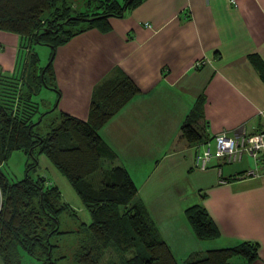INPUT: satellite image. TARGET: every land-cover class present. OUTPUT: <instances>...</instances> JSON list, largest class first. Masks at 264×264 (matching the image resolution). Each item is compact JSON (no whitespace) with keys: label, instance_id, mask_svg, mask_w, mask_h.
Instances as JSON below:
<instances>
[{"label":"crops","instance_id":"1","mask_svg":"<svg viewBox=\"0 0 264 264\" xmlns=\"http://www.w3.org/2000/svg\"><path fill=\"white\" fill-rule=\"evenodd\" d=\"M107 21L109 30L89 28L56 47L58 108L86 120L95 88L119 73L128 76L139 92L99 133L116 153L113 164L129 172L137 202L160 236L167 243V235L174 237L171 227L157 225L165 207H174L192 231L185 209L199 203L219 231L210 249L256 242V258L230 261L264 264V172L246 175L257 161L243 151L239 159L213 158L199 169L194 143L180 137L197 105L196 126L212 148L220 132L264 131V0H138ZM1 38L12 41L13 52L22 43L9 31L0 30ZM186 253L181 248L175 256L182 261L195 252Z\"/></svg>","mask_w":264,"mask_h":264},{"label":"trees","instance_id":"2","mask_svg":"<svg viewBox=\"0 0 264 264\" xmlns=\"http://www.w3.org/2000/svg\"><path fill=\"white\" fill-rule=\"evenodd\" d=\"M83 1L94 8L73 12L76 4L72 0H0V30L18 34L22 43L24 38L41 42L46 36L56 49L89 28L109 30L107 17L123 15L138 0ZM66 24L75 27L66 28ZM53 57L44 67L38 66L35 59L28 61L19 77L0 70V258L3 264H57L65 256L55 255L56 244L51 239L66 232L59 229L60 215L65 211L72 215L75 212L63 200L56 185L48 183L43 176L29 174L28 170H35L38 162L35 150L46 154L89 212L90 221L85 226L87 240L75 249L72 264H233L230 258L235 255L243 256L247 262L256 258L258 244L242 241L179 261L137 202V186L129 172L124 166L113 164L116 153L99 133L139 92L138 87L128 76L119 73L95 88L86 120L58 110L45 121L43 117L56 110L57 104L39 112L33 95L37 84L49 87L47 79H54ZM253 62L263 65L256 57ZM200 109V105L193 108L180 126V137L194 143V147L207 143V137L196 126ZM17 150L29 154L34 161L27 166L23 178L10 181L2 165ZM97 172L98 182L91 178ZM185 215L197 238L219 235L203 205H190ZM107 252L115 258H105Z\"/></svg>","mask_w":264,"mask_h":264},{"label":"rangeland","instance_id":"3","mask_svg":"<svg viewBox=\"0 0 264 264\" xmlns=\"http://www.w3.org/2000/svg\"><path fill=\"white\" fill-rule=\"evenodd\" d=\"M73 2L76 4V10H73V12H85L92 7L94 8L93 4H89L88 6L83 0H72V3ZM72 25L73 24H66L65 27L72 28ZM73 27H75V25H73ZM41 39L42 41L38 42L35 38H24L23 43L18 47L17 51L15 48V52H13L14 45L12 41L1 38L0 70L19 77L26 70L28 61H33V59H35L38 66H46L53 57L55 48H53V46L47 41L46 36ZM47 82L49 87L42 83L35 86L36 93L33 95V99L37 103L39 112H44L49 108H53L58 101L53 80L49 78L47 79ZM55 109L56 110L46 114L43 117V120L47 121L48 118L56 115L57 111L60 110L58 106ZM34 156L37 158L38 162L35 170L32 168L28 170L29 174L33 177L38 175L43 176L48 183L56 185L61 192L63 200L68 203L75 212L72 215L70 212L65 211L60 215L59 229L66 232L56 234L51 239V241L56 244V247L54 248L55 255H65L58 260L57 264H72L71 258L75 249L80 245V243L87 240L85 226L90 221L89 212L80 201L66 177L54 167L46 154L39 153L38 150H35ZM33 161L34 158L29 154L19 150L13 151L7 162L2 165V170L10 181H16L25 176L27 166L33 163ZM107 164L108 162L105 163V165ZM99 176L100 175L97 172L93 174L91 178H94V181H97ZM165 208L166 210L164 214H162L164 216L163 218L162 216L157 215L159 218L157 225L159 227L162 226V228L165 226L171 227V230L169 231L174 235V237L170 236L169 238L167 235L166 240L170 242L168 244L171 246L174 255H180L181 248L187 252V255L194 252V254H196L197 251V255H203L206 250L212 247L213 240L209 238L199 239L194 236L184 220L186 218H181L174 207ZM176 238H179L180 240H174ZM112 256L115 258V255H110V253L107 252L105 258ZM23 258L25 261L28 260L26 257ZM178 259L181 261V258L178 257ZM234 262H236V260ZM0 264H3L1 258Z\"/></svg>","mask_w":264,"mask_h":264},{"label":"built area","instance_id":"4","mask_svg":"<svg viewBox=\"0 0 264 264\" xmlns=\"http://www.w3.org/2000/svg\"><path fill=\"white\" fill-rule=\"evenodd\" d=\"M146 26L150 27L147 23ZM245 151L257 162L256 168L247 171L246 175H258V171L264 172V131L254 134H242L238 137L228 136L220 132L214 136V148L210 143L195 147L194 166L205 169L213 158H223L226 161H234L240 158Z\"/></svg>","mask_w":264,"mask_h":264}]
</instances>
